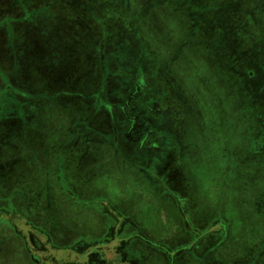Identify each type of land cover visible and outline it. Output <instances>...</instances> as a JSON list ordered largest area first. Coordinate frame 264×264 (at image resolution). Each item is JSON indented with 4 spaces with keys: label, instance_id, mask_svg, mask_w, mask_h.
<instances>
[{
    "label": "rangeland",
    "instance_id": "1",
    "mask_svg": "<svg viewBox=\"0 0 264 264\" xmlns=\"http://www.w3.org/2000/svg\"><path fill=\"white\" fill-rule=\"evenodd\" d=\"M33 258L264 264V0H0V264Z\"/></svg>",
    "mask_w": 264,
    "mask_h": 264
},
{
    "label": "trees",
    "instance_id": "2",
    "mask_svg": "<svg viewBox=\"0 0 264 264\" xmlns=\"http://www.w3.org/2000/svg\"><path fill=\"white\" fill-rule=\"evenodd\" d=\"M251 72L252 71H248L247 73H248V75L250 76L251 75ZM15 205H17V206H14L16 209H19V207H21L22 205H20L19 203H16ZM25 205V204H24ZM20 210V209H19Z\"/></svg>",
    "mask_w": 264,
    "mask_h": 264
},
{
    "label": "flooded vegetation",
    "instance_id": "3",
    "mask_svg": "<svg viewBox=\"0 0 264 264\" xmlns=\"http://www.w3.org/2000/svg\"><path fill=\"white\" fill-rule=\"evenodd\" d=\"M33 261L35 262V263H37V260H35L34 258H33ZM38 264V263H37Z\"/></svg>",
    "mask_w": 264,
    "mask_h": 264
}]
</instances>
